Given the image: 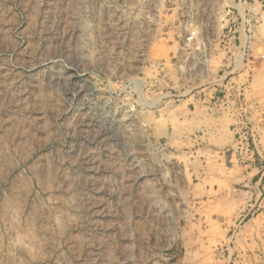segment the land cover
I'll return each mask as SVG.
<instances>
[{
	"label": "rangeland",
	"instance_id": "374dc122",
	"mask_svg": "<svg viewBox=\"0 0 264 264\" xmlns=\"http://www.w3.org/2000/svg\"><path fill=\"white\" fill-rule=\"evenodd\" d=\"M251 41L264 0H0V264H264V191L183 144Z\"/></svg>",
	"mask_w": 264,
	"mask_h": 264
},
{
	"label": "crops",
	"instance_id": "0c3cea01",
	"mask_svg": "<svg viewBox=\"0 0 264 264\" xmlns=\"http://www.w3.org/2000/svg\"><path fill=\"white\" fill-rule=\"evenodd\" d=\"M254 49L252 41L249 42L246 56L250 64L238 74L234 73L236 77L231 78L228 85L216 89L211 98L206 97V94L199 97L203 109L199 113L195 110L187 116L192 124L194 122L199 126L194 130L198 135L192 138L189 136V139L183 143L185 148L190 147L191 151L198 150L200 156L205 157V162L215 161L214 166L219 172L216 176H209V181L206 182L218 181L223 186L244 190L240 193L245 194L247 198L245 211L248 205L251 206V202L258 198L259 193L264 191V166L261 169L240 167L236 165L235 154L232 151L238 139L237 128L243 126L255 133L259 154L264 159V62L256 64ZM256 66H259L261 71L258 73L259 85H257L258 74L253 71V67ZM236 101L242 102L243 105L239 107ZM206 189L208 191L209 188ZM247 215L248 213L245 217Z\"/></svg>",
	"mask_w": 264,
	"mask_h": 264
},
{
	"label": "built area",
	"instance_id": "2783aa9c",
	"mask_svg": "<svg viewBox=\"0 0 264 264\" xmlns=\"http://www.w3.org/2000/svg\"><path fill=\"white\" fill-rule=\"evenodd\" d=\"M235 103L239 107L243 105L240 101ZM237 130L238 139L236 140L235 148L232 149L237 164L242 167H252L253 169L263 168L264 159L259 154V145L255 133L248 128H243V126H239Z\"/></svg>",
	"mask_w": 264,
	"mask_h": 264
}]
</instances>
